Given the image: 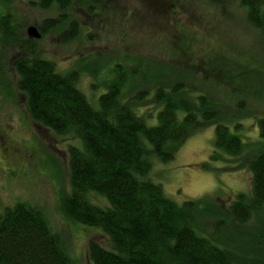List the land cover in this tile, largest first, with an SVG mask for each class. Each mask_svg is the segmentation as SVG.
<instances>
[{"label":"trees","instance_id":"trees-1","mask_svg":"<svg viewBox=\"0 0 264 264\" xmlns=\"http://www.w3.org/2000/svg\"><path fill=\"white\" fill-rule=\"evenodd\" d=\"M79 1L90 14L101 7L97 0ZM238 1L247 24L264 40V0ZM142 3L154 18L160 11L177 10L167 0ZM30 4L58 12L34 25L41 38L53 32L62 44H68L81 35L80 23L66 14L75 6L74 0H32ZM18 31L10 16L0 17V59L5 48L23 52L12 60L11 69L15 88L25 97L29 119L56 135L79 140L78 146H67L69 192L59 194L57 209L67 221L101 230L106 246L89 240L90 264H264V117L257 119L259 137L250 143L236 133L241 122L230 127L217 121L230 110L211 97L228 94L221 80L223 68L217 69V82L206 77L203 86L190 87L181 79L186 77L182 71L162 62L143 71L140 62L145 61L136 58L131 73L138 76L143 71L133 85L137 96H126L128 72L117 65L94 107L78 87L84 65L59 71L54 61L38 55L36 40ZM173 75L178 77L163 82ZM210 83L212 88H207ZM148 97L158 108L153 116L142 117L137 104ZM214 122L208 159L226 161L229 156L231 163L224 170L246 168L250 189L236 194L228 205L208 196L179 204L148 174L154 160H172L192 132ZM209 162L202 166L209 169ZM0 264L74 263L41 208L18 200L0 209Z\"/></svg>","mask_w":264,"mask_h":264},{"label":"rangeland","instance_id":"rangeland-1","mask_svg":"<svg viewBox=\"0 0 264 264\" xmlns=\"http://www.w3.org/2000/svg\"><path fill=\"white\" fill-rule=\"evenodd\" d=\"M31 1H0V17L10 16L24 38L29 26L58 14L55 8H36ZM142 1L97 0L101 7L96 14H90L86 6H81L83 1L74 0L75 6L66 14L80 23L81 35L62 44L60 36L50 32L36 40L38 55L54 61L61 72L84 65L78 87L94 107L106 90L104 82L114 77L117 65L128 72L124 89L128 99L137 96L133 85L143 77V71L153 68V63H166L182 71L186 77L181 79L190 87L203 86L206 77L217 82V69L223 68L221 80L228 94L210 95L230 110L217 121L230 127L241 122L242 128L236 133L243 141L257 140L256 122L264 117V40L247 24L239 1L167 0L177 6L176 12L160 11L156 18ZM103 3L106 7H102ZM22 53L14 47L5 48L0 59V209L18 200L40 207L52 229L63 238L73 263L90 264L86 255L89 240L106 246L101 230L67 221L57 209L59 194L69 192L67 146H78L79 140L56 135L29 119L25 97L16 90V75L11 69L12 60ZM136 58L145 61L140 62L144 69L138 76L131 73L136 68L132 62ZM167 72H171L169 67ZM173 76L162 80L165 83L178 77ZM194 77L196 81L191 79ZM192 91L197 93L198 89ZM149 98L136 103L142 117L153 116L158 108ZM215 123L192 132L172 160H154L148 177L179 204L208 196L228 205L236 194L250 189L246 168L224 170L231 163L229 156L226 161L208 159ZM203 162H209L210 168H204ZM93 200L104 203L97 197Z\"/></svg>","mask_w":264,"mask_h":264},{"label":"water","instance_id":"water-1","mask_svg":"<svg viewBox=\"0 0 264 264\" xmlns=\"http://www.w3.org/2000/svg\"><path fill=\"white\" fill-rule=\"evenodd\" d=\"M27 38L38 40L41 38V34L39 33L36 26H29L26 30Z\"/></svg>","mask_w":264,"mask_h":264}]
</instances>
